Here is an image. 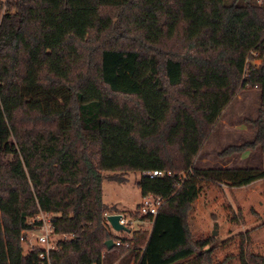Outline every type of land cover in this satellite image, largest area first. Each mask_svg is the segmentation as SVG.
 <instances>
[{"label": "trees", "instance_id": "1", "mask_svg": "<svg viewBox=\"0 0 264 264\" xmlns=\"http://www.w3.org/2000/svg\"><path fill=\"white\" fill-rule=\"evenodd\" d=\"M246 84L259 90L253 138L223 152L264 145V0H0V264H39L19 240L39 209L66 234L48 264H222L189 236L198 178L245 184L264 167L191 162ZM115 169L163 197L149 229L107 228L101 182Z\"/></svg>", "mask_w": 264, "mask_h": 264}, {"label": "rangeland", "instance_id": "2", "mask_svg": "<svg viewBox=\"0 0 264 264\" xmlns=\"http://www.w3.org/2000/svg\"><path fill=\"white\" fill-rule=\"evenodd\" d=\"M229 1V0H224ZM256 51H251V62L260 61ZM259 90L254 85L237 89L215 118L192 158V167H264V145L243 146L239 150L225 151L228 145H243L254 135L252 120L256 115ZM104 174L117 179L103 178L101 198L112 205L107 212L117 211L127 220L131 229H149L150 221L137 212L141 193L136 180L139 170H108ZM184 171L177 174L182 177ZM121 179V180H120ZM120 180V181H119ZM28 219V218H27ZM264 178H256L245 184L224 180L198 178L197 195L186 212V223L191 240L201 248H209L214 261L222 264H244L243 254L252 251L264 255ZM109 231L126 235L125 230H115L106 221ZM214 229V233L211 230ZM56 232L54 239L65 237ZM55 241V240H54ZM22 244V250L24 244Z\"/></svg>", "mask_w": 264, "mask_h": 264}, {"label": "built area", "instance_id": "3", "mask_svg": "<svg viewBox=\"0 0 264 264\" xmlns=\"http://www.w3.org/2000/svg\"><path fill=\"white\" fill-rule=\"evenodd\" d=\"M142 173H146L149 176L169 174V170L152 168L143 170ZM163 197L158 194L147 192L141 194L140 202L138 203L137 212L139 215L145 216L151 223V217L154 215L158 205L162 201ZM36 220L33 226L23 229L20 232L19 240L24 244V249L36 248L37 257L40 259L39 264L42 263V259L48 264L47 254L50 249L54 247V238L51 237L56 232L50 223V213L44 210H38L33 216L29 218V221ZM119 221L127 224V220L120 214ZM128 225V224H127ZM112 243L127 246V242L121 241L119 237L112 239Z\"/></svg>", "mask_w": 264, "mask_h": 264}, {"label": "water", "instance_id": "4", "mask_svg": "<svg viewBox=\"0 0 264 264\" xmlns=\"http://www.w3.org/2000/svg\"><path fill=\"white\" fill-rule=\"evenodd\" d=\"M105 219L106 221L111 225V227L115 230H125L128 231V227L119 221L120 212L113 211V212H107L105 213ZM214 229L211 230V233H214ZM105 246L110 247L112 245V238L108 237L104 240Z\"/></svg>", "mask_w": 264, "mask_h": 264}]
</instances>
